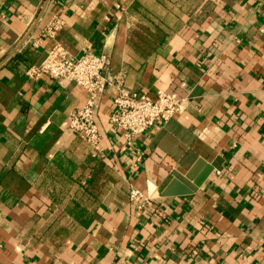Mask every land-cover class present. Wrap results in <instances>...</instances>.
<instances>
[{
  "label": "crops",
  "instance_id": "crops-1",
  "mask_svg": "<svg viewBox=\"0 0 264 264\" xmlns=\"http://www.w3.org/2000/svg\"><path fill=\"white\" fill-rule=\"evenodd\" d=\"M55 43L111 58L98 148L69 128L84 91L25 76ZM121 90L184 107L128 146ZM198 159L195 193L130 200ZM0 264H264V0H0Z\"/></svg>",
  "mask_w": 264,
  "mask_h": 264
},
{
  "label": "built area",
  "instance_id": "built-area-1",
  "mask_svg": "<svg viewBox=\"0 0 264 264\" xmlns=\"http://www.w3.org/2000/svg\"><path fill=\"white\" fill-rule=\"evenodd\" d=\"M63 21L54 16L43 36L55 37L63 27ZM112 61L106 53L86 51L75 56L61 43H55L45 58L38 64L30 65L25 76L33 81L48 77L59 83L71 81L87 95L86 102L73 110L68 117L69 128L81 135L93 148H98L102 136L96 122L97 108L112 81L106 76L111 70ZM121 85V79H118ZM184 107V101L177 99L164 90H158L155 97L140 91H120L114 99V111L111 123L120 130L121 136L128 146L133 145L135 137L148 129L164 124L178 114ZM139 154L137 162H141ZM130 200L138 210L154 205V198L136 187H131Z\"/></svg>",
  "mask_w": 264,
  "mask_h": 264
},
{
  "label": "water",
  "instance_id": "water-1",
  "mask_svg": "<svg viewBox=\"0 0 264 264\" xmlns=\"http://www.w3.org/2000/svg\"><path fill=\"white\" fill-rule=\"evenodd\" d=\"M214 168L216 164H207L202 159H198L184 175L173 173L172 181L161 192L155 191V185H150L148 194L153 198L193 194L208 179ZM216 169H220L219 166Z\"/></svg>",
  "mask_w": 264,
  "mask_h": 264
}]
</instances>
